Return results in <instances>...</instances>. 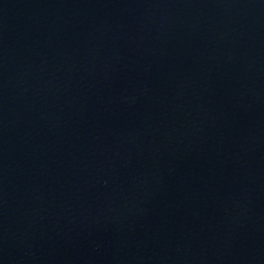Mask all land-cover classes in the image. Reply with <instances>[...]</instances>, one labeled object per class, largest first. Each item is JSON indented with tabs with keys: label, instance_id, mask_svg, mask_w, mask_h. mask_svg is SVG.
I'll list each match as a JSON object with an SVG mask.
<instances>
[{
	"label": "water",
	"instance_id": "1",
	"mask_svg": "<svg viewBox=\"0 0 264 264\" xmlns=\"http://www.w3.org/2000/svg\"><path fill=\"white\" fill-rule=\"evenodd\" d=\"M0 264H243L116 0H0Z\"/></svg>",
	"mask_w": 264,
	"mask_h": 264
}]
</instances>
